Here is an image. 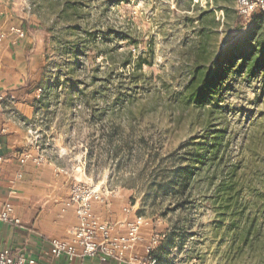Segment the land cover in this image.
I'll list each match as a JSON object with an SVG mask.
<instances>
[{
	"label": "rangeland",
	"instance_id": "1",
	"mask_svg": "<svg viewBox=\"0 0 264 264\" xmlns=\"http://www.w3.org/2000/svg\"><path fill=\"white\" fill-rule=\"evenodd\" d=\"M222 5L0 0V47L33 72L32 95L0 96L5 117L26 152L79 170L102 212L139 225L142 264H264V71L244 66L264 18ZM209 60L226 76L198 102L187 89Z\"/></svg>",
	"mask_w": 264,
	"mask_h": 264
},
{
	"label": "crops",
	"instance_id": "2",
	"mask_svg": "<svg viewBox=\"0 0 264 264\" xmlns=\"http://www.w3.org/2000/svg\"><path fill=\"white\" fill-rule=\"evenodd\" d=\"M24 55L25 50L10 43L0 47V96L4 94L17 98L32 95L25 84L33 72L30 67L23 66L21 69L16 65L22 64ZM3 63L10 65L3 67ZM29 142V134L21 122L5 117L0 105V144L4 158L0 164V211L5 203L10 202L15 219L10 223H0V242L14 255L44 262L50 261L48 252L52 241L72 240L71 231L77 226L78 217L71 205V190L84 175L79 170L74 173L66 169L57 160L37 164L35 160L40 154L34 150L32 158L22 165L20 157L26 152L24 149ZM101 198L94 202V214L100 221L112 223L113 236L127 235L130 224L126 219L114 222V217L102 212L104 198ZM135 246L128 252L125 261L112 259L101 263L98 257H78L74 261L61 257L52 260V264H135Z\"/></svg>",
	"mask_w": 264,
	"mask_h": 264
},
{
	"label": "built area",
	"instance_id": "3",
	"mask_svg": "<svg viewBox=\"0 0 264 264\" xmlns=\"http://www.w3.org/2000/svg\"><path fill=\"white\" fill-rule=\"evenodd\" d=\"M236 3L239 14L244 20L252 19L257 13H264V0H236ZM12 32L20 38L25 36V33L20 30L12 29ZM5 37V34L0 35V42ZM0 101H3L2 97H0ZM1 149L2 145L0 144V164L4 162ZM31 158L32 153L24 152L20 157V162L25 165ZM44 161L46 159L43 157L35 160L37 164H42ZM101 196L100 190L82 182H77L72 187L70 199L71 205L76 209L78 223L71 231L72 240L51 242L48 252L50 261L42 262L24 255H14L0 242V264H52V260L61 259V257H66L69 261H74L78 257H98L101 263L112 259L125 261L128 252L140 241L139 225L130 224L128 234L125 236H113L112 226L107 222L100 221L94 214V202L101 200ZM13 211V205L10 202L5 203L0 211V223L15 221L12 217ZM135 262L142 264L136 259Z\"/></svg>",
	"mask_w": 264,
	"mask_h": 264
},
{
	"label": "trees",
	"instance_id": "4",
	"mask_svg": "<svg viewBox=\"0 0 264 264\" xmlns=\"http://www.w3.org/2000/svg\"><path fill=\"white\" fill-rule=\"evenodd\" d=\"M220 0H216L218 3ZM225 2V5H222L221 8L225 12L228 13L229 6L226 5L228 2H232L234 0H223ZM220 7V6H219ZM220 9V8H218ZM209 15H214L215 11H208L207 12ZM264 18V13H257L253 16L252 19H257V18ZM210 38V36H206L202 39V41H205L207 38ZM247 63H245L244 66H248L252 72H257V71H264V44H258L254 46L252 51L247 55ZM204 68V69H203ZM210 70L211 74L209 76L207 75L206 78L203 77V70ZM226 76V70H216L215 63L213 61L209 60L208 64L203 66H197L194 71H193V79L191 81L190 87L187 89L189 92V98L195 99L198 102H201L203 100H206L209 95H211L212 91L219 85V83L224 79ZM40 85H43V83L40 82ZM30 88L29 85H27V88ZM30 93L33 94L32 88L29 89ZM34 92H38V90H35ZM37 100V99H36ZM210 155V153H209ZM208 155V156H209Z\"/></svg>",
	"mask_w": 264,
	"mask_h": 264
}]
</instances>
